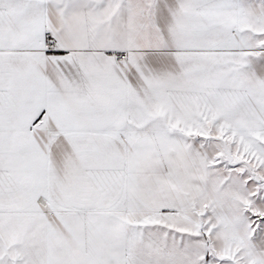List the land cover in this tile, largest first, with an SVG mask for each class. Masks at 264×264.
<instances>
[{
  "label": "snow or ice",
  "instance_id": "6c2138e0",
  "mask_svg": "<svg viewBox=\"0 0 264 264\" xmlns=\"http://www.w3.org/2000/svg\"><path fill=\"white\" fill-rule=\"evenodd\" d=\"M0 264H264V0H0Z\"/></svg>",
  "mask_w": 264,
  "mask_h": 264
}]
</instances>
